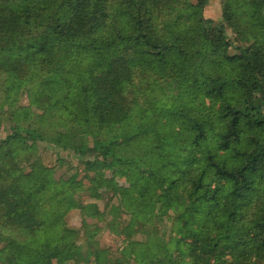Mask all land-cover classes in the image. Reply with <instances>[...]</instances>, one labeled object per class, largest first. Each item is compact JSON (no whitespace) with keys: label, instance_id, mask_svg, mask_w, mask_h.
<instances>
[{"label":"trees","instance_id":"1","mask_svg":"<svg viewBox=\"0 0 264 264\" xmlns=\"http://www.w3.org/2000/svg\"><path fill=\"white\" fill-rule=\"evenodd\" d=\"M195 1L0 0L3 86L25 87L41 121L63 119L57 131L19 124L0 143V264L82 261L50 170L26 174L15 165L39 142L73 151L88 171L120 172L130 188L118 195L136 224L183 190L172 251L201 264H254V249L264 262V0L237 2L257 35L234 55L224 22L208 33V0ZM228 9L231 21L238 12ZM137 79L162 91L138 111ZM162 84L179 94L166 102ZM188 96L195 107L177 102ZM92 255L95 264H123L105 251ZM168 256L161 246L154 254Z\"/></svg>","mask_w":264,"mask_h":264},{"label":"rangeland","instance_id":"2","mask_svg":"<svg viewBox=\"0 0 264 264\" xmlns=\"http://www.w3.org/2000/svg\"><path fill=\"white\" fill-rule=\"evenodd\" d=\"M248 5L253 0H244ZM243 0H208L205 17L209 21L206 25L208 33H215L214 23L224 22L226 36L234 44L230 54L237 53L235 47L249 46L256 42L257 32L251 19L238 7L237 2ZM192 4L196 1L191 0ZM231 6V11L238 12L233 15L231 21L224 20V12ZM230 14V8L228 9ZM5 59L0 57V66H4ZM58 77L60 74L57 75ZM7 74L0 75V143L14 128L23 123H43L47 130L52 128L63 130V119L54 113L49 114L44 120L39 116L42 112L30 101L33 99L25 87L18 91H10L7 86ZM153 79L142 81L137 79L131 87L132 94H137L134 104L136 111L143 105L150 104L153 99L160 98L162 91L151 87ZM166 87L164 100H172L170 96L179 91L175 90V84H162ZM147 101V102H146ZM178 103L186 104L188 107H195L191 97L178 98ZM24 107L22 110L19 108ZM19 111L20 120L15 115ZM134 121L138 119L134 117ZM166 121L160 120L157 129H163ZM168 127V126H167ZM92 144V139L89 138ZM91 158V157H90ZM18 170L30 173L32 169L44 167L50 170L49 178L53 188L61 195V200L69 210L64 217L68 237L72 239L74 254L78 253L82 261L79 264H95V251H105L106 257L112 260L121 261L123 264H201L198 255L194 257L187 251H172L171 246L177 243L175 226L177 218L184 212V198L187 194L182 190L171 195L169 206L158 204L154 217L148 221L141 217L136 224L132 215L121 203L120 188H130V183L120 172L113 173L110 170L98 168L88 171L81 157L69 149H61L53 144L39 142L35 150L27 155H21L15 162ZM124 172V171H123ZM123 174V173H122ZM161 206L164 209H161ZM6 244L0 242V249ZM166 247L169 251L167 258L156 257L158 247ZM186 247H183L185 249ZM220 255V252H218ZM202 258H204L203 255ZM77 258V257H76ZM221 259H210L208 264H226ZM250 261L254 264H264L259 261L257 251L250 250Z\"/></svg>","mask_w":264,"mask_h":264}]
</instances>
